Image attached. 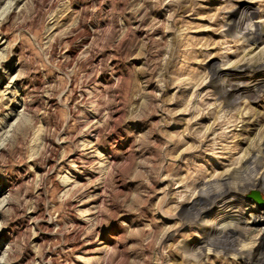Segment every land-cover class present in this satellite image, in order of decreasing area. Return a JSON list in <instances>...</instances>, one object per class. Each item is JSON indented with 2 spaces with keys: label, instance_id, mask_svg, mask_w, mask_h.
<instances>
[{
  "label": "rangeland",
  "instance_id": "1",
  "mask_svg": "<svg viewBox=\"0 0 264 264\" xmlns=\"http://www.w3.org/2000/svg\"><path fill=\"white\" fill-rule=\"evenodd\" d=\"M231 15L261 39L227 36ZM263 26L264 0H0V264H74L103 244L100 264H241L177 218L246 159L264 175V92L222 110L210 87L216 67L260 65ZM227 207L220 225L240 223L253 252L261 213Z\"/></svg>",
  "mask_w": 264,
  "mask_h": 264
},
{
  "label": "bare ground",
  "instance_id": "2",
  "mask_svg": "<svg viewBox=\"0 0 264 264\" xmlns=\"http://www.w3.org/2000/svg\"><path fill=\"white\" fill-rule=\"evenodd\" d=\"M241 5H243L244 7H249V5L244 2L241 3ZM235 15H231V17L226 22L228 26L230 27L232 26V28H230L231 30L227 31L228 33L227 36L229 35V33H234L236 30H238L239 31L238 35L239 36L243 35V39H246L247 36L248 37L253 36V40H255L254 42L256 44L261 39V37H259V35H256V32L254 31V28L256 29L257 26L235 23L237 20ZM262 28H264V26ZM263 31L264 30L261 29L260 33L262 34ZM261 36H263L264 38V35ZM248 40L247 42H253L252 39H248ZM230 66H228L229 67L228 69L226 67L225 68L216 67L215 69H212L210 75V87L214 88L216 91L217 98L220 103L219 107L222 108V110L237 107V101L241 99H248L249 101L256 103L260 96V93L264 92V79L263 78L259 79L263 75L261 73H257L260 70L264 69V60L261 61L260 65L258 66L246 63V61L245 62L241 61L240 64L233 65L232 67ZM22 107L25 108V105L23 104ZM256 152H258L257 154L259 153L264 154V140L258 146ZM250 157H252V155H250ZM254 157L255 156H253V158ZM256 158H254L253 161L252 158L244 160L241 167L239 169H235L234 172L228 178H222L217 182L214 181L215 184L210 183L211 185L209 184L210 186L207 187L206 189L202 188L201 190L196 192L195 195L191 198V202L189 203V206L183 209L180 215L178 214L179 217L177 218V220H179L182 223L181 227H185L187 226V223H190L197 230L202 231L205 237H209V242H210L209 244L215 246V248L217 250H220V253H222L223 255L236 253L237 256V254H240V257L243 259L241 264H264V232H261L263 234L262 236H260L261 240L257 248L254 249L253 252L251 253L247 252L246 254L240 252V250H238L237 248L240 239L246 237V235L244 234L245 232H243L244 230L242 231L241 230L242 228L239 226L240 223H238L239 225L236 224L234 226L232 225L222 226L220 225V222L221 220L227 217L226 209L228 208L227 206L229 204L230 205L241 204L242 207L245 204L250 207H254L252 209L257 211V213H261V214L258 215L253 220L252 224L258 226L259 224L262 223V221H264V204L263 206H259L257 202L254 201L252 198L250 199L247 198L248 196L247 194H251V192L253 191H257V192L264 191V175L260 178H251L249 175H247L249 177H246V175H244L245 173H247L246 171L248 170V168L252 166V165L249 166V164L251 163L253 164ZM256 167L257 166H255L254 168ZM52 172L53 171H51V173ZM68 178H65L62 183V187L63 189L66 190V193L68 192V190H70L69 187L72 185V181ZM233 181H236L237 184L234 185ZM2 191H3L2 193H4V191H6V188H3ZM8 203L9 202L7 199L0 197V210L5 208V206L8 205ZM222 208L225 209V212H223V214L221 213ZM203 215H206V218H208L209 222L206 221L205 218H203ZM83 216L84 218L86 217L84 221L89 222L91 220V218L89 217L90 215L89 214L87 215L86 212H83ZM211 216H214L212 220L210 218ZM176 238H177L176 235L168 232V234L165 236L164 239L165 242H171V241L175 242ZM181 244H182L181 249L183 250V252L187 253L188 255V252L190 251V247L188 246L187 242L184 241ZM107 249L108 247L106 246V244H103L95 248L93 251L91 252L89 251L88 256L77 257L78 262L74 264H100V261L102 260L101 257L106 254ZM5 257L6 255H4V258ZM188 264H195V262L191 261Z\"/></svg>",
  "mask_w": 264,
  "mask_h": 264
},
{
  "label": "water",
  "instance_id": "3",
  "mask_svg": "<svg viewBox=\"0 0 264 264\" xmlns=\"http://www.w3.org/2000/svg\"><path fill=\"white\" fill-rule=\"evenodd\" d=\"M249 197L252 198L254 201H256L259 206H263L264 199H263L262 194L260 192L253 191V192H251Z\"/></svg>",
  "mask_w": 264,
  "mask_h": 264
}]
</instances>
